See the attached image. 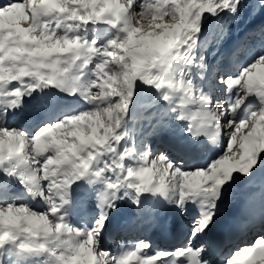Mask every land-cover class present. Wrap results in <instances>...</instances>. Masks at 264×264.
<instances>
[{
	"label": "snow or ice",
	"instance_id": "snow-or-ice-1",
	"mask_svg": "<svg viewBox=\"0 0 264 264\" xmlns=\"http://www.w3.org/2000/svg\"><path fill=\"white\" fill-rule=\"evenodd\" d=\"M260 12L0 0V264H264V21L233 39Z\"/></svg>",
	"mask_w": 264,
	"mask_h": 264
},
{
	"label": "rangeland",
	"instance_id": "rangeland-1",
	"mask_svg": "<svg viewBox=\"0 0 264 264\" xmlns=\"http://www.w3.org/2000/svg\"><path fill=\"white\" fill-rule=\"evenodd\" d=\"M252 26L250 25V26H248V27H246L245 29H243L242 31H241V33L237 36H235L234 35V33H235V30H233V35L235 36H233V39H239L240 37H242L243 35H244V33L249 29V28H251ZM240 30V29H239ZM257 50V49H256ZM258 51V50H257ZM261 51V50H260ZM243 56V58H241L240 56H237L239 59H241V60H243V63H240V62H238L237 61V57H233L232 58V60H231V65L233 66V67H235L236 65H238V64H244V63H246L247 62V58H245L244 56V54H242ZM210 59H211V63H215V61H216V59H217V57L216 56H210ZM217 95H220V93L218 92L217 93ZM221 95H223V93H221ZM251 107V105H249V108ZM177 131H179V126H177ZM156 142H152V148L154 147V151H159V150H161L162 149V146L161 145H159V144H157ZM236 192H237V196H238V198H240L241 200H242V198L244 197V196H246V195H248V194H250V193H253V192H258V189L256 188V187H254V186H252V185H248L247 184V182H242L241 183V185H239L238 186V188H237V190H236ZM82 196H83V194H82ZM242 211V204L241 205H237L235 208H233V210H232V215H239L240 214V212ZM125 212H128V208H127V206H125ZM72 221H73V223H76L78 226L82 223V214L81 215H77V216H74L73 218H72ZM221 227H223V225H221ZM136 232H138V233H136ZM136 233V234H135ZM113 234V233H112ZM111 234V235H112ZM116 234V236H114L113 237V242H112V247L114 248V249H116V248H120V247H131L136 241H137V239H140V238H145V237H148L149 236V233L147 232V231H132V232H116L115 233ZM145 234V235H144ZM110 235V236H111ZM144 236V237H143ZM153 236H155L156 237V241H155V243H157V244H155L154 242H153V245L155 246V248L154 249H162V248H160L159 247V242L158 241H160V243H165V244H172L173 242H171L170 241V243H169V241H167V240H164V239H162L161 237H159V236H157V235H155V234H153L152 236H151V240L153 239ZM126 238V239H125ZM154 240V239H153ZM152 240V241H153ZM164 244V245H165ZM172 245H167V247L168 248H170ZM219 256H220V254L218 253L217 254V264H219Z\"/></svg>",
	"mask_w": 264,
	"mask_h": 264
},
{
	"label": "trees",
	"instance_id": "trees-1",
	"mask_svg": "<svg viewBox=\"0 0 264 264\" xmlns=\"http://www.w3.org/2000/svg\"><path fill=\"white\" fill-rule=\"evenodd\" d=\"M250 7H252V5H250ZM260 21H264V12H260V13H257L256 15H255V18L253 19V18H251V17H248V18H246L244 21H242L241 22V24H239V25H237V26H234L233 27V30H235V33H234V35L236 36H238L240 33H241V31L243 30V29H245L246 27H248V26H253V24H255V23H258V22H260ZM240 29V30H239ZM233 35V36H234ZM234 36V37H235ZM256 49L258 50V51H260V50H264V46H262L259 42H257L256 43ZM245 56V58H247V59H249V57L246 55V54H244ZM243 55L241 54V58H243L242 57ZM237 61L238 62H240V63H243V60H241V59H239L238 57H237ZM210 63H211V59H210Z\"/></svg>",
	"mask_w": 264,
	"mask_h": 264
},
{
	"label": "bare ground",
	"instance_id": "bare-ground-1",
	"mask_svg": "<svg viewBox=\"0 0 264 264\" xmlns=\"http://www.w3.org/2000/svg\"><path fill=\"white\" fill-rule=\"evenodd\" d=\"M157 145V144H156ZM116 232H114L111 236H109V237H111V238H113L114 236H116V234H115ZM125 233V232H124ZM136 233H138V232H136ZM135 233V234H136ZM145 235V234H144ZM158 236V235H157ZM144 237V236H143ZM153 238H154V243H155V241H156V237L155 236H153ZM126 239V238H125ZM153 240V239H152ZM169 243H170V241H169ZM155 244H157V243H155ZM159 247L160 248H165V247H167V245L165 244H163V243H159ZM172 247V246H171ZM153 248H155V246L153 245Z\"/></svg>",
	"mask_w": 264,
	"mask_h": 264
},
{
	"label": "clouds",
	"instance_id": "clouds-1",
	"mask_svg": "<svg viewBox=\"0 0 264 264\" xmlns=\"http://www.w3.org/2000/svg\"><path fill=\"white\" fill-rule=\"evenodd\" d=\"M148 23H149V21L144 20V21L141 22V26L142 27H147Z\"/></svg>",
	"mask_w": 264,
	"mask_h": 264
}]
</instances>
